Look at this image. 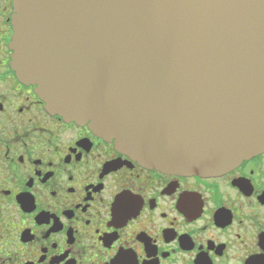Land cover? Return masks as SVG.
I'll return each mask as SVG.
<instances>
[{
  "label": "water",
  "instance_id": "95a60500",
  "mask_svg": "<svg viewBox=\"0 0 264 264\" xmlns=\"http://www.w3.org/2000/svg\"><path fill=\"white\" fill-rule=\"evenodd\" d=\"M12 67L141 166L219 178L264 153V0H16Z\"/></svg>",
  "mask_w": 264,
  "mask_h": 264
},
{
  "label": "flooded vegetation",
  "instance_id": "af4514ba",
  "mask_svg": "<svg viewBox=\"0 0 264 264\" xmlns=\"http://www.w3.org/2000/svg\"><path fill=\"white\" fill-rule=\"evenodd\" d=\"M0 0V264H264V153L219 178L141 166L19 80Z\"/></svg>",
  "mask_w": 264,
  "mask_h": 264
}]
</instances>
